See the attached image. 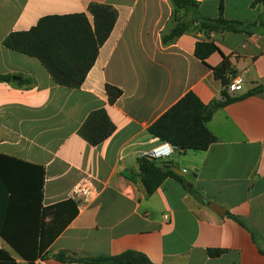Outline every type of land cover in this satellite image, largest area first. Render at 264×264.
<instances>
[{
	"label": "crops",
	"instance_id": "crops-1",
	"mask_svg": "<svg viewBox=\"0 0 264 264\" xmlns=\"http://www.w3.org/2000/svg\"><path fill=\"white\" fill-rule=\"evenodd\" d=\"M194 1L209 18L218 16L220 1L227 20L253 23L264 14L254 0ZM89 3L112 6L117 18L79 89L56 85L36 59L2 45L41 17L87 14ZM173 11L170 0H0V74L12 79L0 82V264H78L55 260L61 251L81 257L134 251L153 264H264V92L244 96L264 83V29L207 38L197 25L163 44ZM207 40L218 51L203 64L194 48ZM222 56L242 80L231 97H244L207 123L216 138L207 150L178 151L163 161L193 175L187 186L201 198L170 177L147 196L137 160L160 143L149 126L188 92L205 105L220 99L212 68ZM106 85L122 92L113 104ZM98 109L115 131L92 147L77 131ZM89 175L91 196L73 198V186ZM67 199L76 203V217L40 252L42 209ZM208 249L223 253L211 258Z\"/></svg>",
	"mask_w": 264,
	"mask_h": 264
},
{
	"label": "trees",
	"instance_id": "trees-1",
	"mask_svg": "<svg viewBox=\"0 0 264 264\" xmlns=\"http://www.w3.org/2000/svg\"><path fill=\"white\" fill-rule=\"evenodd\" d=\"M170 1L174 6L172 20L175 25L168 34L163 35V44L171 42L197 25L207 38L211 33L232 32L251 35L259 29H264L263 13L258 16L256 22L242 23L223 17L222 1L219 3L216 18L201 15L197 11L198 4L194 0ZM252 4H259L264 8V0H254ZM187 14H190L189 20L185 19ZM116 18L117 12L112 6L89 3L87 14L74 13L41 17L30 29L9 33L3 39L2 45L8 50L36 59L56 85L79 89L95 63L99 48L111 33ZM216 51L218 48L213 42L198 41L195 44L194 56L205 64L206 59ZM212 72L215 79L219 80L222 85L220 99L205 105L194 93H186L149 126L147 132L151 137L166 142L183 153L205 151L216 141L207 128V123L214 113L219 108L242 99L244 96L264 92L263 83L242 97H231L227 86L230 76H234L235 71L228 57L222 56L220 64L212 68ZM0 82H12L11 76L0 74ZM105 94L109 104H113L122 92L116 87L106 85ZM114 131L115 127L110 122L106 111L98 109L88 114L77 134L88 145L95 147L109 138ZM137 163L140 181L147 196L153 194L163 180L170 177L183 184L193 196L201 198L200 193L194 187L188 188L186 179L170 169L164 170L166 165L173 167L171 163L158 162L147 156L139 158ZM125 176L134 180L131 174H125ZM76 215L77 206L71 199L42 209L39 231L40 252L46 250L52 240L70 224ZM227 215L243 225L236 217ZM45 218L49 220L44 222ZM222 253L220 249L207 250V255L211 258H217ZM53 258L61 262L78 264H153L145 255L134 251L98 257H81L61 251Z\"/></svg>",
	"mask_w": 264,
	"mask_h": 264
},
{
	"label": "built area",
	"instance_id": "built-area-1",
	"mask_svg": "<svg viewBox=\"0 0 264 264\" xmlns=\"http://www.w3.org/2000/svg\"><path fill=\"white\" fill-rule=\"evenodd\" d=\"M242 89V80L239 76L234 75L230 76V82L227 86V91L229 93H237L241 91ZM179 149L171 146L170 144L166 142H161L153 148L151 151H149L144 156L149 157L150 159H153L158 162H163L167 158H169L174 152H178ZM93 180L92 176H87L80 181H78L72 188L71 194L72 197L75 199H88L92 192H93ZM165 220H167L168 216L165 215L163 217Z\"/></svg>",
	"mask_w": 264,
	"mask_h": 264
},
{
	"label": "water",
	"instance_id": "water-1",
	"mask_svg": "<svg viewBox=\"0 0 264 264\" xmlns=\"http://www.w3.org/2000/svg\"><path fill=\"white\" fill-rule=\"evenodd\" d=\"M13 79H16L15 77H13ZM170 169L172 170L175 174L179 175V176H183L185 177V179L189 182L192 183L193 182V175H186L185 171L178 169L176 167H170L169 165H166L164 167V170ZM195 173V172H194ZM205 204L211 208L213 211H215L218 215L222 216L223 215V209L221 207H219L218 205H216L215 203L211 202V201H206Z\"/></svg>",
	"mask_w": 264,
	"mask_h": 264
},
{
	"label": "rangeland",
	"instance_id": "rangeland-1",
	"mask_svg": "<svg viewBox=\"0 0 264 264\" xmlns=\"http://www.w3.org/2000/svg\"><path fill=\"white\" fill-rule=\"evenodd\" d=\"M167 159H168V158H167ZM167 159H166V160H167Z\"/></svg>",
	"mask_w": 264,
	"mask_h": 264
}]
</instances>
